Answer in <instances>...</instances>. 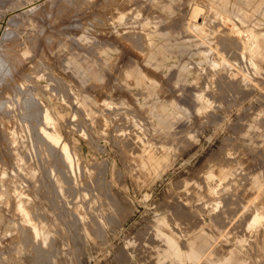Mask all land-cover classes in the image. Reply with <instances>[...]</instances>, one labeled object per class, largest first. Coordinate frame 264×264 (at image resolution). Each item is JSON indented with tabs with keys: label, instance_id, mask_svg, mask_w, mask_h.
Wrapping results in <instances>:
<instances>
[{
	"label": "rangeland",
	"instance_id": "1",
	"mask_svg": "<svg viewBox=\"0 0 264 264\" xmlns=\"http://www.w3.org/2000/svg\"><path fill=\"white\" fill-rule=\"evenodd\" d=\"M257 1L0 0V264H264Z\"/></svg>",
	"mask_w": 264,
	"mask_h": 264
},
{
	"label": "bare ground",
	"instance_id": "2",
	"mask_svg": "<svg viewBox=\"0 0 264 264\" xmlns=\"http://www.w3.org/2000/svg\"><path fill=\"white\" fill-rule=\"evenodd\" d=\"M218 19H219V18H218ZM222 19H223V18H222ZM225 20H226V19H225ZM228 21H229V20H228ZM231 21H232V20H231ZM226 22H227V21H226ZM233 24H234V23H233ZM236 25H237V24H236ZM232 27H233V26H232ZM236 27H237V26H236ZM231 29H233V28H231ZM254 31H255V30H254ZM232 32H233V31H232ZM234 32H235V31H234ZM239 32H240V31H239ZM239 32L237 31L238 34H239ZM226 39H227V38H226ZM231 39H235V38H231ZM229 40H230V38L228 39V41H229ZM235 41H236V40H234V42H235ZM237 41H238V39H237ZM243 41H244V40H243ZM229 42H230V41H229ZM229 42H226V43H229ZM238 42H239V41H238ZM231 43L234 44L232 41H231ZM236 43H237V42H236ZM236 43H235V44H236ZM232 44H231V45H232ZM239 44H240V43H239ZM237 46H239V45H237ZM231 48H232V47H231ZM234 49H235V48H234ZM232 50H233V49H232ZM0 60H1V59H0ZM1 63H2V62H1ZM1 63H0V64H1ZM3 63H4V62H3ZM0 66H1V65H0ZM45 110H46V109H45ZM46 111H48V110H46ZM46 113H47V112H46ZM45 115H46V114H45ZM47 115H48V113H47ZM48 117H49V116H46L47 121H48L49 118H50V117H49V118H48ZM48 122H49V121H48ZM46 124H47V123H46ZM43 126H44V125H43ZM43 128H44V127H43ZM45 129H46V128H44L43 130H44L45 133H47L48 138H49L50 141L53 143V145H54V144H55V145H59L60 143L58 142V139L61 138V137H59V136L56 135L57 132H56V134H54V133H55V130H53L54 133H49V132H48L49 130L47 131V129H46V130H45ZM43 134H44V133H43ZM45 136H46V135H45ZM60 140H61V139H60ZM48 141H49V140H48ZM58 143H59V144H58ZM50 144H51V143H50ZM55 147H56V146H55ZM59 147H60V146H59ZM63 149L65 150V152H66V154H67L66 156L68 157L69 161H71V160H70V157H71L72 155H70V153H69V151H68L69 149H68V146L66 145V143H65V144L63 143ZM64 150H63V151H64ZM63 151H62V152H63ZM63 153H64V152H63ZM64 158H65V157H64ZM66 163H67V162H66ZM71 163H73V161H72ZM15 188H16V187H15ZM20 196H21V195H20ZM17 198H18V197H17ZM20 201H21V200H20ZM24 202H25V201H24ZM21 204H22V203H21ZM17 208H18V207H17ZM27 209H28V208H27ZM27 209H26V210H27ZM24 210H25V209H24ZM29 210H30V209H29ZM26 213H27V211H26ZM30 213H31V211H30ZM27 214H28V213H27ZM24 215H26V214H24ZM24 217H26V216H24ZM28 218H29V215L26 217V221H27ZM31 218H32V217H31ZM34 219H35V218H34ZM256 219H257V217H256ZM33 221H34V220H33ZM43 224H44V223H43ZM43 224H42V226H43ZM29 225H30V224H29ZM40 226H41V225H40ZM42 226H41V227H42ZM41 227H40V228H41ZM29 228H30V227H29ZM36 228H37V227H36ZM37 230H38V228H37ZM37 230L35 229V231H36V233H37V235H38V231H37ZM33 231H34V230H33ZM35 231H34V232H35ZM34 232H33V233H34ZM41 232H43V230H41ZM41 232H40V233H41ZM44 232H45V231H44ZM44 232H43V234H44ZM46 232H48V231H46ZM46 232H45V233H46ZM36 233H35V234H36Z\"/></svg>",
	"mask_w": 264,
	"mask_h": 264
},
{
	"label": "crops",
	"instance_id": "3",
	"mask_svg": "<svg viewBox=\"0 0 264 264\" xmlns=\"http://www.w3.org/2000/svg\"><path fill=\"white\" fill-rule=\"evenodd\" d=\"M260 10L264 17V0H258L255 4V11Z\"/></svg>",
	"mask_w": 264,
	"mask_h": 264
}]
</instances>
